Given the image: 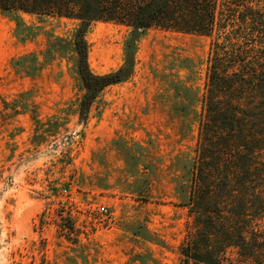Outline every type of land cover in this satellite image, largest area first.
<instances>
[{"label": "rangeland", "instance_id": "obj_1", "mask_svg": "<svg viewBox=\"0 0 264 264\" xmlns=\"http://www.w3.org/2000/svg\"><path fill=\"white\" fill-rule=\"evenodd\" d=\"M19 18L23 41L0 14V264H185L210 39L93 24L91 70L128 63L87 109L78 23Z\"/></svg>", "mask_w": 264, "mask_h": 264}, {"label": "trees", "instance_id": "obj_2", "mask_svg": "<svg viewBox=\"0 0 264 264\" xmlns=\"http://www.w3.org/2000/svg\"><path fill=\"white\" fill-rule=\"evenodd\" d=\"M0 14L18 17L21 41V14L78 23L71 47L87 109L123 82L128 63L111 74L91 70L86 35L93 24L208 37L186 204L193 234L181 254L185 264H225L235 249L240 264H264V0H0Z\"/></svg>", "mask_w": 264, "mask_h": 264}, {"label": "built area", "instance_id": "obj_3", "mask_svg": "<svg viewBox=\"0 0 264 264\" xmlns=\"http://www.w3.org/2000/svg\"><path fill=\"white\" fill-rule=\"evenodd\" d=\"M65 193H66V191H65ZM101 214L104 215V216H107V215L109 214L108 209H106V208H101Z\"/></svg>", "mask_w": 264, "mask_h": 264}]
</instances>
